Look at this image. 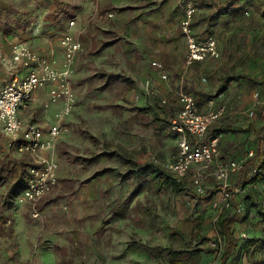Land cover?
<instances>
[{
  "label": "rangeland",
  "instance_id": "1",
  "mask_svg": "<svg viewBox=\"0 0 264 264\" xmlns=\"http://www.w3.org/2000/svg\"><path fill=\"white\" fill-rule=\"evenodd\" d=\"M247 1L248 9L242 8L241 20L234 22L247 21L248 31L232 29L223 37L219 56L212 62L217 74L236 78L241 66L264 63V0ZM176 2L0 0L2 45L19 42L59 59V39L72 19L71 32L82 43L72 77L76 105L68 133L52 153L59 183L34 206L13 202L18 178L30 160L5 148L0 127V264H168L161 254L165 249L193 248L203 255L201 264H264V209L253 196L245 200L242 191L233 201L244 223L232 226L237 248L223 261L224 245H215L216 221L227 208L219 192L200 200L206 191L220 188L211 175L214 169L206 172L202 193L193 186L191 170L179 196L169 190L141 189L128 201L135 187L146 181L142 175L127 176L128 159L168 170L178 153L180 137L171 127L144 125L136 113L152 107L161 118L173 121L177 93H190L185 84L189 69L183 73L182 57L178 75L164 66L166 80L151 67L154 57L172 43L177 45V56L184 51ZM148 24L160 31L148 30ZM203 76L205 82L198 80L205 85L208 78ZM145 82L147 91L141 87ZM215 161L228 163L220 156ZM228 183L234 187L229 178ZM137 203L153 208L151 219L143 224L135 223ZM35 212L37 217L32 216ZM198 215H203L201 235L206 239L201 243L193 237Z\"/></svg>",
  "mask_w": 264,
  "mask_h": 264
},
{
  "label": "built area",
  "instance_id": "2",
  "mask_svg": "<svg viewBox=\"0 0 264 264\" xmlns=\"http://www.w3.org/2000/svg\"><path fill=\"white\" fill-rule=\"evenodd\" d=\"M178 4L182 13L179 32L185 45L184 66L189 68L196 63L216 59L219 56L216 40L213 37L199 39L194 34L193 22L197 9L193 1L179 0ZM74 24L75 21L70 20L68 30L59 39L62 60L58 67L23 43H9L8 55L0 52V62L7 70L9 79L0 87V127L5 148L14 149L32 159V164L25 173L24 186L15 196L18 204L36 203L58 185V164L50 155L61 137L68 133L66 121L76 105L72 77L75 59L82 50V43L71 32ZM151 67L159 74L161 80L167 79L164 66L160 62L153 61ZM47 85L51 88L44 107L56 103H60L61 107L55 113L47 131H44L35 123L21 120L19 111L26 106L35 91ZM141 87L147 91L149 82H145ZM253 98L256 104L264 105V95L259 91L254 93ZM176 104L177 115L171 128L179 135L180 140L177 156L173 163L168 165V170L177 178H183L193 170V186L197 193H202L201 183L213 161L219 156V150L217 139L206 145H200L197 141L204 136L208 127L224 114L226 108L221 106L217 110L202 113L198 110L193 96L181 91L177 93ZM248 156L251 157L252 153ZM243 164V161H229L211 172L220 186L221 204L225 208L230 205L229 174L238 172ZM234 192L237 194L240 189L236 188ZM32 216L37 217L38 213L35 212Z\"/></svg>",
  "mask_w": 264,
  "mask_h": 264
},
{
  "label": "crops",
  "instance_id": "3",
  "mask_svg": "<svg viewBox=\"0 0 264 264\" xmlns=\"http://www.w3.org/2000/svg\"><path fill=\"white\" fill-rule=\"evenodd\" d=\"M192 1L195 2L194 5L197 6V11L194 16L193 22V30L197 38L203 39L205 37H213L217 42V47L219 46V48H222L223 37L225 35L228 36L231 33L232 29H236L238 31L243 32L248 31L249 26L247 21L246 23H243L245 22V20L242 19L243 22L241 25L237 24L234 21H238L239 23L242 18L241 15L243 14L240 10L242 8H245V10H247L248 8L246 7L249 1ZM178 3L179 0H177L176 2V7L179 9L180 22L182 13L180 7L178 6ZM218 11L221 12L216 15V12ZM244 14L246 15V12H244ZM226 22H228V26H224ZM152 27L154 26L148 24V30L153 29L154 32L160 31L159 28L156 31L155 28ZM181 40L184 46V51H182L180 57L176 55V52L178 51L177 45L172 43V45H168L167 51L159 52V55H157L153 59V61L160 62L166 68H174V72H177V75L179 74L178 66L179 61L181 62V57L182 65L184 67L183 60L185 55V45L182 37ZM0 52L4 55H8L9 51L7 45L4 46L0 43ZM35 52L38 53V51ZM59 52L62 56V51L60 47ZM38 54L44 57L48 62L53 63V65L57 67L60 66L62 60L61 56H59V59H57L51 54ZM162 55H165V59L162 57ZM213 61L214 59H209L202 63H196L189 68L184 67L183 73H185L189 69L185 78L187 79V82H185L186 86L189 85V94L193 96L198 110L202 113L217 110L221 106H224L226 108L224 114L218 119V123L221 125L222 129H224L223 133L220 134L218 141V150L220 158H223L227 162L238 160L243 161L244 163H247L251 158H254L256 164H258L259 162L257 155L264 154V105L256 104L253 96L256 91H259L262 95H264V63L255 64L249 62L245 66H241L243 69L240 73L241 75L239 76V74H235L234 76H236V78L233 77L234 80L229 82L225 90L218 94L217 91L221 85L220 79L226 77V75L217 74L215 72V68L213 67L212 63ZM0 72H2V74L4 73V75L0 76L1 87L6 81L9 80L7 70L2 65V63H0ZM203 75L207 76L208 78V81L205 85L200 84L198 80V78H200L203 81ZM212 75L213 77L211 79ZM50 88L51 86L47 85L46 87L35 91L31 95L30 101H28L26 106L20 109L19 111V117L21 118V120H23L24 122L35 123L39 125L44 131H47V129L53 122L55 113L61 107L60 103L49 105L47 108L44 107V104L48 100V92ZM166 94L169 95V97L172 96L176 98L175 95L171 94L170 90H167ZM210 101L211 104H209ZM36 110L40 111V114L38 116H36ZM68 121L69 118L66 121L67 125H69ZM63 137H65V135ZM63 137H61L60 140H62ZM251 153L252 156L249 157L248 154ZM50 156H52V154ZM26 157L28 160H30V164L27 166L28 168L32 164V159L27 155ZM215 160L213 161L210 170L220 166L218 165V163H216ZM215 165L217 166L215 167ZM261 172L264 174V168L261 169ZM237 176L238 172H232L229 174L228 177L230 182H235L234 187L237 183ZM230 188L233 187H231L230 185ZM261 189L263 190V192L260 194ZM241 191L243 192V194H245V196H253L254 202L258 203L259 201L260 208L264 209V182L257 181L250 185L241 186L240 192ZM42 200L43 198L40 201ZM40 201L36 203L17 204L14 197L13 202L16 206H34Z\"/></svg>",
  "mask_w": 264,
  "mask_h": 264
},
{
  "label": "trees",
  "instance_id": "4",
  "mask_svg": "<svg viewBox=\"0 0 264 264\" xmlns=\"http://www.w3.org/2000/svg\"><path fill=\"white\" fill-rule=\"evenodd\" d=\"M157 31L158 28L154 27ZM165 59V55H162ZM167 60V59H166ZM234 80L231 76H226L220 79L221 85L218 89V94L225 90L227 84ZM137 115L143 119L144 125L146 124H157L159 129H170L172 127V121L170 119H163L159 116L156 110L152 107H146L138 109L136 111ZM221 125L218 123V120L214 121L205 132L204 136L197 142L200 145L209 144L212 140L217 139L219 141V136L223 133ZM194 143V140L190 138ZM258 164H256L255 159L251 158L247 163H244L241 169L238 171L237 183L235 187L230 188V205L229 207L222 212L216 221V226L218 228L219 240L215 243L218 247L224 245L225 253L223 256V261L229 257V255L235 252L237 248V240L233 237L232 226L236 223H241L244 221L239 218L237 213V207L234 203L235 193L234 189L241 186H246L253 184L257 181L264 182V174L261 172V169L264 168V154L257 155ZM128 164V173L127 176L135 177L138 179L139 175H142L145 178L143 184H139L135 189L130 193L128 201L132 200L141 189L149 190L154 193L160 191H171L175 195H180L185 191L186 186V177L177 178L170 171L164 169L163 167L149 162V163H139L137 161L127 160ZM27 170V168H26ZM26 170L19 176L17 183L20 184L19 187L13 192V195H16L24 186V176ZM220 191V188L216 187L213 191H206L205 197H201L200 200H206L211 198L217 192ZM251 198L249 195L245 196V200ZM152 207L145 208L141 204L137 203L135 205V223L143 224L151 219ZM249 213V208L246 207L245 215ZM203 226V215H198L195 218L194 224V239H197L198 242L205 241V237L201 235V229ZM161 254L166 258L168 264H201L203 260V255L199 248H193L190 250L184 249H165Z\"/></svg>",
  "mask_w": 264,
  "mask_h": 264
}]
</instances>
